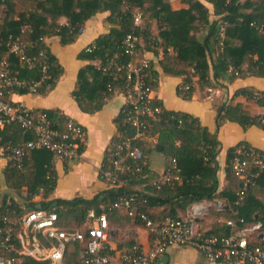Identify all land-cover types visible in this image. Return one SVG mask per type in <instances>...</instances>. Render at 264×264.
I'll list each match as a JSON object with an SVG mask.
<instances>
[{"label":"trees","instance_id":"16d2710c","mask_svg":"<svg viewBox=\"0 0 264 264\" xmlns=\"http://www.w3.org/2000/svg\"><path fill=\"white\" fill-rule=\"evenodd\" d=\"M34 8L14 12L15 0H0L4 5V20L0 25V57L6 56L8 71L18 80L27 82L39 81L35 92L44 93L50 90L61 74L60 65L49 51L45 39L57 35L60 42H72L85 21L98 12L108 11L107 23L109 29L99 35L95 42L82 50L79 58L95 63L82 66L77 74L75 88L72 91L78 106L85 112L100 109L105 99L118 91L124 94L122 78H114V71H103L102 66L108 62L125 64L131 58L124 53L123 38L128 33H135L140 41L134 57L141 56V50L155 51L162 49V58L158 65L163 72L181 75L182 83H191L192 77H197L199 88L205 86L220 87L218 79L223 77L232 80L237 77H264V0H206L213 6L214 18L211 19L209 9L200 0H181L186 7L172 9L168 0H34ZM135 12H140L143 21L139 25L133 23ZM60 17L66 18L65 24L58 23ZM155 24V32L153 30ZM222 32V34H221ZM9 37H18L26 44L25 55L31 57L32 64L24 61L15 53L9 51L6 42ZM154 37V39H152ZM42 52V55L40 54ZM48 64L47 76L41 78V62ZM151 74L154 78L152 85L155 90L158 84V71L151 62ZM229 65L232 70H228ZM212 70V73L210 72ZM237 72V73H235ZM195 87L187 90L177 88V93L183 98L191 97ZM14 91H29L27 84H14L5 94V99ZM235 96H242L245 100H252L264 108V90L245 86L233 92ZM12 103V102H11ZM14 104V103H12ZM153 104H160L162 111L158 120L151 122V131L155 142L137 140L135 143L142 149L143 159L131 169L120 172V177L127 182L118 187H107L97 192L92 198L80 196L72 199H45L53 190L56 175L53 170V154L45 149H33L24 157L22 166L17 167L10 160L3 170L8 187L21 190L26 187L23 195L24 207H46L57 212L59 224H68L73 218L82 225L90 208L98 209V204L112 203L121 195L135 197L139 209L151 218L148 207L165 205L169 208L166 217L176 218V208L184 209L186 205L202 199H211L217 191V161L219 141L214 133L201 125L198 118L182 111L168 110L161 101L154 98ZM121 106L114 121L117 135L112 142L121 135H131L132 128L125 122ZM51 126L61 130L67 117L56 110H45ZM233 121L243 128L257 125L264 130V112L251 114L241 102H221L216 106L215 124ZM31 131L24 129L18 122L10 121L0 127V146L7 143L20 144L32 138ZM156 144L166 159V168L171 160H175L178 168L179 181L173 180L169 184L157 187L158 180L148 184L150 178L145 154L149 150H156ZM240 144L231 146L226 152L225 187L222 194L226 197L228 207L232 211V220L237 227L245 223L259 221L264 231V199L257 198V188L264 193V169L260 171L256 184L250 187L243 198L238 200L236 191L240 183L234 176L231 161L235 149ZM101 166L109 164L108 152ZM262 151V150H261ZM263 152V151H262ZM264 153V152H263ZM100 174V172H99ZM145 183L151 193H144L128 188V184ZM43 198L34 202L35 195ZM14 211L20 215V208L14 201L0 204V229L5 226V218ZM118 210L109 214V219ZM257 213V215H255ZM60 219L63 222H60ZM240 219L242 221H240ZM138 220L135 218V221ZM221 232L206 231V234L228 235L235 229L226 225ZM113 235H110V239ZM258 237L254 243H260ZM12 264H45L25 257Z\"/></svg>","mask_w":264,"mask_h":264},{"label":"built area","instance_id":"2783aa9c","mask_svg":"<svg viewBox=\"0 0 264 264\" xmlns=\"http://www.w3.org/2000/svg\"><path fill=\"white\" fill-rule=\"evenodd\" d=\"M141 20V13L135 12L133 23L139 25ZM139 41L137 34L128 33L122 43L124 53L130 55L131 59L125 64L108 62L102 66L103 71H114V78L123 79L125 100L122 112L125 122L132 128L131 135H121L111 143L109 164L100 169V176L109 187L125 185L127 181L120 177V172L131 169L132 165H136V170L140 169L138 165L144 155L135 141L153 137L151 122L158 120L162 111L160 104H153L154 78L150 59L134 57ZM6 45L10 52L32 64L33 59L25 55L26 44L20 38L9 37ZM47 69L48 64L42 60L41 78L47 76ZM228 70H232L231 65ZM196 80L194 76L190 84L181 83L178 87L182 90L197 87ZM14 84H27L28 90L35 92L39 81L26 83L18 80L8 71L6 56H1L0 127L6 122L15 121L31 131L33 137L20 144L1 145L0 157L7 156L17 167L22 166L24 157L33 149L48 150L64 162L79 159L85 139L82 126L67 117L63 128L55 129L45 112H34L21 103L12 104L5 99V94ZM203 91L206 99L219 94L217 87L205 86ZM170 163L166 173L158 180L157 187L179 180L175 160ZM231 168L240 183L236 191L240 200L256 184L260 171L264 169V153L249 144H240L235 149ZM98 209L90 208L84 223L72 228L61 226L57 212L46 207L27 208L14 223H9L5 218V226L0 229V264H12L25 257L45 264H158L166 248L173 244L192 246L209 262L264 264V233L259 221L237 227L234 220L228 219L226 225L235 230L228 235H219L206 234L198 228L197 219L205 210L199 204H193L186 216L166 217L160 221L141 211L132 195H121L109 204L102 202L98 204ZM113 210L122 211L144 224L150 234L148 246L134 241L113 252L115 248L110 243L109 221V214ZM254 235L261 236L262 241L254 243Z\"/></svg>","mask_w":264,"mask_h":264},{"label":"crops","instance_id":"0c3cea01","mask_svg":"<svg viewBox=\"0 0 264 264\" xmlns=\"http://www.w3.org/2000/svg\"><path fill=\"white\" fill-rule=\"evenodd\" d=\"M168 1L172 9L186 7V4L181 0ZM200 1L209 9L210 18L213 19V6L206 0ZM108 14V11L98 12L87 19L72 42L63 44L57 35L46 37V45L61 68V74L50 90L44 93L14 91L8 95V99L12 103L24 104L34 112L56 110L80 124L85 132L84 147L78 160L64 162L53 156L52 168L56 175V182L51 193L45 198L47 200L52 198L72 199L77 196L92 198L97 192L109 187L101 178L99 172L109 145L112 143L113 137L117 135L114 119L124 103V96L116 91L105 99L100 109L93 112H85L80 109L72 95L79 69L89 62L95 64L98 62L97 60L89 61L79 58L78 54L93 44L99 35L108 31ZM58 23L65 24L66 18L60 17ZM155 29L153 22L154 32ZM141 51V56L149 58L158 71V84L153 96L160 100L164 108L168 110L182 111L197 117L201 125L206 126L209 132L214 133L219 141V151L216 155V176L218 181L216 195L211 199L191 202L184 209L176 208V216H186L193 204H199L205 207V210L204 214L197 219L198 228L204 232H221V228L226 226L225 221L232 219V211L228 207L226 197L222 194V190L225 187L224 168L227 149L244 142L264 152V130L257 125H249L243 128L240 124L233 121H224L217 126L215 124L216 106L225 101L232 103L241 102L251 114L264 112V108L258 106L254 101L233 95L236 89L245 86L264 90V77L246 76L232 80L220 77L218 81L221 86L217 87L219 94L213 98L206 99L203 89L198 86L195 87L191 97L183 98L177 93V88L183 82V77L165 73L158 65L159 59L163 56L162 49L158 47L155 51ZM210 72L212 73V70ZM146 140L154 143L155 137L153 136ZM9 161L10 159L7 156L3 155L0 157V204L12 200L20 208H23L22 212H24L25 209L29 208L24 207L25 204L22 197L26 193V187H22L21 190H15L8 187L5 182L3 170ZM145 162L150 175L148 184H153L154 181L161 179L166 173V159L160 149L149 150L145 154ZM128 188L151 193L145 183L128 184ZM254 190L257 198L263 200L264 193L257 188ZM42 199L40 194L32 198L34 202ZM148 211L155 220L164 215H169V208L165 205L149 206ZM19 216L12 211L6 218L9 223H14ZM109 221L111 234L113 235L110 243L115 248L113 252L128 246L134 241L141 243L144 247L148 246L150 234L141 221H135V219L127 216L122 211H117ZM121 231H123V234ZM262 232L264 233V231ZM258 237L260 238L261 236L254 235L253 240L256 241ZM158 264L222 263L207 261L192 246L173 244L166 248Z\"/></svg>","mask_w":264,"mask_h":264},{"label":"rangeland","instance_id":"374dc122","mask_svg":"<svg viewBox=\"0 0 264 264\" xmlns=\"http://www.w3.org/2000/svg\"><path fill=\"white\" fill-rule=\"evenodd\" d=\"M34 6H35V1L34 0H15V10H14V12L16 13L18 11L28 10L30 8H34ZM4 9H5V6L4 5H0V25L2 24V22L4 20V12H5ZM145 16L146 15H143L141 23L143 21V18H145ZM76 160H78V159H76ZM69 220L70 221L68 222V224H66L64 226L71 227V228L72 227L81 226L73 218L72 219L70 218ZM60 222L62 223L63 220L60 219ZM121 232L123 234V231H121Z\"/></svg>","mask_w":264,"mask_h":264},{"label":"water","instance_id":"95a60500","mask_svg":"<svg viewBox=\"0 0 264 264\" xmlns=\"http://www.w3.org/2000/svg\"><path fill=\"white\" fill-rule=\"evenodd\" d=\"M157 149H161V146L159 144H156Z\"/></svg>","mask_w":264,"mask_h":264}]
</instances>
